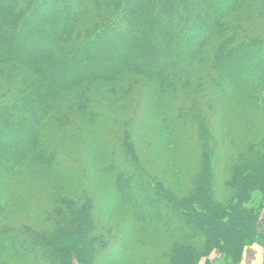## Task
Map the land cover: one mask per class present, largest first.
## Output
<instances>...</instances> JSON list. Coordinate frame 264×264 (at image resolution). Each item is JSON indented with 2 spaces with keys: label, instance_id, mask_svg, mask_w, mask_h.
I'll use <instances>...</instances> for the list:
<instances>
[{
  "label": "trees",
  "instance_id": "trees-1",
  "mask_svg": "<svg viewBox=\"0 0 264 264\" xmlns=\"http://www.w3.org/2000/svg\"><path fill=\"white\" fill-rule=\"evenodd\" d=\"M67 2L0 0V195L6 188L9 193L0 201V211L17 194L29 195L32 210L38 211L32 225L0 223V264H85V251L52 243L65 236L66 223L79 217L83 235L87 233L83 238L94 248L92 264L119 259L127 264H212L215 250L230 259L228 264H241L247 247H264L259 205L245 207L252 192L264 191V154L242 152L238 165L226 172L213 164V138L198 137L201 165L190 173V183L180 175V182L174 183L177 190L192 186L185 198V193L173 194L145 171L119 163L123 147L109 128L123 127L131 107L127 103H136L137 121L146 119L168 139L191 122L205 83L207 94L213 92L221 102L245 90L264 94V67L259 63L264 40L258 37L264 32V0H73V7ZM238 14L249 22H236L233 16ZM84 19H89L88 26L82 25ZM100 47L110 59H95ZM177 95L181 109L175 114L180 115L171 118L163 107ZM66 97L70 108L60 109ZM106 98L125 105L113 111ZM224 101L223 110L229 111ZM207 111L213 113H203ZM57 116L63 118L60 125L69 120L76 132L83 131V123L103 132H94L91 141V197L80 203L52 186L55 200L61 196L54 201L60 210L41 213L36 199L43 191L16 187L17 169L37 164L70 182L68 175L79 162L44 146ZM210 116L208 125L220 117ZM208 133L212 137L210 128ZM242 141L239 144H246ZM43 151L48 156H42ZM41 156L46 161L40 162ZM123 160L132 159L126 155ZM101 210L114 217L120 211L125 214L114 224L115 218L101 220Z\"/></svg>",
  "mask_w": 264,
  "mask_h": 264
},
{
  "label": "rangeland",
  "instance_id": "rangeland-1",
  "mask_svg": "<svg viewBox=\"0 0 264 264\" xmlns=\"http://www.w3.org/2000/svg\"><path fill=\"white\" fill-rule=\"evenodd\" d=\"M192 2L194 3L195 0H192ZM140 3L141 2L138 1L136 4L139 6ZM66 4H72V7L75 5L73 0H68ZM65 7L67 6H62V9L65 10ZM193 13L194 10L191 9L189 14ZM233 19L238 23H248L250 20L249 17L241 14H238L235 17L233 16ZM81 23L82 25L83 23H85V26H88L89 19L81 20ZM258 37H261L264 40V32L258 33ZM100 49L101 47L95 54V59H110V55L104 54V52ZM260 62L264 67V57L261 58V61H259V63ZM202 74L207 75L209 74V72L207 70H202ZM210 76L213 75L211 74ZM206 88L207 87L205 83L204 88H202L198 93L201 99V103L196 106L198 109H195L194 116H190V118L192 119H190L191 122L184 124L185 129L183 131H177V133H180L177 136L180 140L177 139L176 141V135L167 139L162 135L161 131L156 128H151L146 119L145 121H141L139 123V121H137V118L140 117V112L138 111V115L135 114V110L138 109V107H136L135 105L136 103H127L129 104V107H131L129 111L125 113V115L123 114V127L117 128L116 126L114 127V125H112L109 128V130L111 129V131L113 132V137L115 136V138L117 137L116 139H120L121 145L123 147L121 152H119L117 161L125 165H131L130 167H133L134 169H137L139 171L140 169L145 171L146 175L149 178H152L159 184L164 185L165 188L176 195L179 189L177 190L176 188H174L176 187L175 185H178L174 183L180 182V176L184 183H190V173H193V171L195 169L197 170V168H199V166L201 165L202 158L200 157L202 155L200 156L199 150L203 151V149L202 145L199 144L200 142L198 137H200L202 141H204V139L207 140V138H213L210 144L211 155L215 159V161H213V164H217V168L219 170L225 169L226 172L232 170L236 165H238V157L239 155L240 157L242 156V152L252 150L264 154V94L256 92L254 90H245L237 93L231 98H221L223 99V101L225 100L229 104V111H224L222 107L223 101L221 102L218 97H215L213 92L211 93V95L207 94L208 90L206 91ZM204 90L206 92H203ZM89 94H91V87L89 88L88 95ZM179 97H181L180 93ZM179 97L178 95L173 97L171 104L168 106L166 104V108L163 107V110L166 111L167 114H170L171 118H173L172 116L177 117L180 115V112H178L179 115L175 114V112L178 111V108L179 110L181 109V101L179 100ZM68 99L69 97L63 98L60 104V109L70 108ZM103 101L108 105V108L113 111H118V106L121 107L125 105V103L122 105L118 102H111L108 98L104 99ZM205 109H208L213 113L209 114V111H207V114L203 113V110ZM56 112L57 111H55V113ZM184 112L186 113L187 109H185ZM244 112L247 113L246 117L243 116V114H245ZM212 114H218V116L220 117L214 120L212 125H208L209 122L207 121V116L211 118L212 116L210 115ZM61 121L63 122V118L59 116L54 119V122L56 123L54 125V130L50 132L48 138L46 137V139L49 141V144H44V146L48 148H54V151L58 153H69L76 159L75 161L79 162V165H76V167L74 168L75 170H73V175H68L70 176V182H62V180L58 179L55 175H52L47 169L36 166L37 164L34 165L32 163H27L21 165L17 169V172L19 174H17L18 180L15 182V185L17 184L19 186L16 185V187H20V189L24 191L28 190L29 187H32V189L36 188L40 191H43V193L38 194V199H36L37 202H39L38 207L36 208L41 213H53L55 210H60V206L56 205L54 201H60L61 196L56 197L57 201L55 200V194L53 195L50 191V187L52 186L60 187L63 190H66L63 193L64 198L75 200L80 203L83 200V197H91V162L93 161V159H91V147L94 146L92 145L93 142L91 141L94 138V132L103 131H98L97 128L91 127V124L87 125L86 123H83V131L76 132L75 127L73 125H70L69 120L60 125ZM78 124L81 125V122H78ZM49 125H52V121L48 124V126ZM59 127L60 129H58ZM208 128L212 130V137L208 133ZM214 137L216 138V141ZM242 139L246 141V144H239L240 142H243ZM1 140L2 138L0 137V142ZM234 141H236V143H234ZM194 142H198L200 148L199 145L198 147H196ZM216 142H219L218 147ZM112 147H114L113 144ZM240 147L242 148V151L240 150ZM197 148L199 150H197ZM41 153L42 156H48L45 151ZM254 153L255 152H253L252 154ZM126 155L129 159H132V163L130 161L126 162L125 160H123V156L125 158ZM42 156L39 157V160H41L40 162H42V160L46 161V159H44V157ZM176 159L178 163L175 162ZM131 171L134 172L133 170ZM177 172L180 174L177 175ZM185 175L187 178H184ZM71 188H73L75 192L69 194L68 189ZM179 188L183 189L181 187ZM184 189L186 190H179V193L181 192L182 195L183 193H185V198H187L191 195L192 186L190 184H187V187L184 186ZM188 189H191L190 194ZM4 192L6 195L1 192L2 195L0 196L2 197V199L0 201H3L4 198L9 195L8 188H6ZM40 196L42 198H40ZM12 197V201L7 204V207L4 208V210L2 209L0 211V223L15 225V227H22V225H25L24 223L31 225L35 224L38 219V211L35 210L34 212V210H32L30 204L31 197L29 195H26L24 198H20V195L18 194L15 197L14 195H12ZM257 204L260 208L259 227L261 232L264 233V191L256 190L252 192L251 199L248 201V203H246L245 207L249 208L257 206L258 208ZM148 211L151 214L155 215L161 214L160 212H156L154 209H148ZM214 213L212 212V214H214V216L219 220L220 218L218 217L219 215H217V212ZM124 214L125 213L123 211H120V213L118 214L119 216L116 215L114 217V215H111L109 211L101 210L98 212V216H100L101 220L103 219L104 221H108V217H111L112 219L115 218V220L113 221L114 224L117 222L121 223V219H123ZM161 215L166 216L163 213ZM162 216L161 218H164ZM155 218L156 220L159 219L158 217ZM161 218L160 220L162 221ZM81 219L82 217H79L74 222L66 223L65 236L63 238H59L56 242L53 241L52 243L61 248H66L69 250L73 248L75 250L81 249L85 251V264H92L93 255L95 252L94 248H92L91 246L89 247L88 242L83 238L84 235H87V233L83 235L82 227H80ZM230 220L232 222V217H230ZM234 225L237 230L241 231V228L237 221H234ZM207 227L209 228V225H207ZM36 228L42 227L41 225H38ZM197 231L198 230H196V232ZM220 234L223 235V233ZM13 246H16V244ZM118 252L119 247L115 246V248L113 249V254H117ZM262 256L263 254L261 255V257ZM257 258V255H252L251 259L248 260L247 263L254 264L257 261ZM210 259L212 261V264H228L230 261L227 256L221 254L217 250L213 251ZM204 263L205 260L201 261L200 264ZM114 264H127V262L124 259H119Z\"/></svg>",
  "mask_w": 264,
  "mask_h": 264
},
{
  "label": "crops",
  "instance_id": "crops-1",
  "mask_svg": "<svg viewBox=\"0 0 264 264\" xmlns=\"http://www.w3.org/2000/svg\"><path fill=\"white\" fill-rule=\"evenodd\" d=\"M264 248L262 246L254 245L249 246L245 249L244 255H243V261L242 264H248L247 261L251 259L252 255H257V261L254 264H263L264 263ZM263 256L261 257V255Z\"/></svg>",
  "mask_w": 264,
  "mask_h": 264
}]
</instances>
